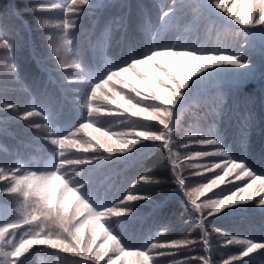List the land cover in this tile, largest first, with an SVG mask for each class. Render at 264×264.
<instances>
[{
	"label": "snow or ice",
	"instance_id": "6c2138e0",
	"mask_svg": "<svg viewBox=\"0 0 264 264\" xmlns=\"http://www.w3.org/2000/svg\"><path fill=\"white\" fill-rule=\"evenodd\" d=\"M231 2L233 6L226 7V0H170L159 8L155 23L145 21L142 15L139 17L138 27L143 32L139 50L125 53L115 63L96 67H90L83 59L69 62L67 37L70 30H79L82 14L103 6L99 0H71L70 3L66 0H32L26 5L28 12L36 16L37 30H58L60 41L53 48L59 61L57 70L61 73L58 86L66 96L71 94L66 102L80 107L83 118L70 130L61 132L54 110L44 103L32 104L15 117L28 125L35 143L46 148L48 155L43 166L25 161L23 157L7 162L0 160V264H26L31 252L41 246H49L57 250V254H70L75 258L72 264H159V258L178 255L181 249H191L197 244L210 252L208 218L226 208L251 203L264 213V173L258 174L251 169L243 155L234 157L219 132L211 128L188 127L185 140L190 143L178 146L176 140L178 113L185 106L201 101L209 89L219 91L228 86L234 96L251 102L250 94L238 96L237 92L242 93L247 82L257 75L250 54L257 44L264 45V0ZM240 3L244 5L242 10L238 8ZM118 6L122 10L133 8L126 0ZM50 10H59L63 18H44L42 14ZM189 11L192 13L190 24L198 26L207 20L231 30L236 37L234 44L229 47L217 41L215 46L208 47L197 40L189 42L181 32V20ZM23 13L17 6L0 12V50L13 61L6 66L13 75L17 68L14 57L18 40L16 26L10 20L15 18L22 26L29 27ZM126 17L130 21L131 11L120 15L122 25ZM172 32L177 33L175 39L165 35ZM69 69L76 71L69 72ZM260 79L264 80V70L260 71ZM116 85H122V89L118 91ZM124 90H128L127 93ZM260 101L264 103V93L260 95ZM112 105L122 110L119 115L112 113ZM19 108L18 103L0 102V112ZM105 114L117 120L129 114L125 120H120L122 124L131 118H143L146 123L114 133L95 127ZM33 117L43 122H34ZM238 123L241 124L239 142L242 144L248 145L258 129L264 131L251 111L242 115ZM153 125H158L159 130H141ZM106 140L120 147H110ZM148 145L162 146L169 154L176 188L186 198L185 207L191 213L186 223L199 230V240L189 239L190 232L179 239L158 242V237L168 231L166 225H162L146 243L127 245L120 229L125 219L134 218L135 202L149 200L151 195L133 194L129 188L122 199L118 197L112 203L98 202L91 191L93 181L82 170L91 171L102 162L126 159L140 151L137 146L145 148ZM192 146L210 150L189 152ZM178 147L183 150H174ZM181 156H184V164L202 169L194 174L207 177L212 173V178L198 187L188 188L178 170ZM191 158L219 159V162L191 165ZM214 170H221L220 174ZM245 178L248 182L242 187L234 190L229 187L234 181ZM138 182L156 184L159 181L145 173L138 176ZM217 189L219 191H214ZM225 189L229 194H224ZM69 190L76 193L77 199L71 206H66ZM53 191L55 195H52ZM206 193H212L216 198H205L200 202ZM82 202L87 205L85 211H81ZM215 231L222 239L221 247L240 246V250L229 254L223 264H240L245 258L254 264L256 256L264 255V239L229 234L221 227ZM194 259L202 264H212L210 256ZM173 264H189V260H177Z\"/></svg>",
	"mask_w": 264,
	"mask_h": 264
},
{
	"label": "trees",
	"instance_id": "16d2710c",
	"mask_svg": "<svg viewBox=\"0 0 264 264\" xmlns=\"http://www.w3.org/2000/svg\"><path fill=\"white\" fill-rule=\"evenodd\" d=\"M38 2H44V0H38ZM51 2H60V0H51ZM70 2L71 0H66V3ZM121 2L123 0H99L103 6L89 9L86 14H82L79 20V30H70L67 37L69 62L71 59H83L90 67L103 66L106 63L121 60L125 53L139 50L143 40V32L138 27L139 17L142 15L145 21L155 23L159 8L170 0H126L127 3L133 5L131 10H122L118 6ZM30 3L32 0H0V12L17 6L24 11V20L29 23V27H26L15 18L10 20V23L16 26V39L18 40L14 57L17 68L14 75L6 70V66L13 61L4 54L3 50H0V102L7 100L20 105L16 111L0 112V160L7 162L23 157L25 161L43 166L48 155L47 149L37 146L32 130L24 121L17 120L15 117L21 110L32 104L44 103L54 110L60 131L63 132L70 130L83 118V110L66 102L71 98V94L66 96L58 86L61 73L57 70L59 61L53 51L55 44L60 41L58 30L55 28L37 30L36 16L28 12L26 7ZM137 5L140 7L137 8ZM129 11H131V19L128 21L126 17V22L122 25L120 15L127 14ZM42 15L44 18L53 20L63 18L59 10H50ZM191 16L192 13L189 11L187 17L181 20V32L189 42L197 40L208 47L215 46L217 41H222L229 47L234 44L236 37L231 30L218 26L216 31L213 27H208L210 22L207 20L198 26H193L189 23ZM165 35L170 39H175L177 33L172 32ZM257 54L260 55L258 69L262 71L264 70L263 52L256 46L250 57L254 58ZM68 71L76 70L69 69ZM258 73L255 79L247 82L242 93L237 92L238 96L250 94L251 102L246 103L234 96L233 90L225 86L220 89L224 96L222 100L217 90L209 89L201 101L185 106L178 113L179 125L176 133L178 146L190 143L185 140L187 135L185 130L188 127L211 128L224 137V143L234 157L243 155L246 164L251 169L258 174L264 173V131L259 129L255 131L248 145L239 142L241 124L238 121L248 111L256 116L259 127L264 128V103L260 101V95L264 93V80L260 79V72ZM116 88L118 91L121 90L120 85H116ZM124 91L127 93L128 90ZM218 104L219 107H217ZM110 108L116 115L122 111L115 105ZM218 112L219 115H217ZM128 116L129 114H125L120 117V120H125ZM31 120L37 123L43 122L37 117ZM120 120L112 119L105 114V118L101 119L95 127L122 133L146 123L143 118H131L125 124H122ZM141 130L157 131L159 126L153 125L151 128ZM137 147L140 151L129 155L126 159L102 162L99 167L91 171L82 170L86 177L93 181L91 191L98 198V202L107 200L115 203L118 197L122 199L123 194H126L129 188L133 190V194L141 192L151 195L149 200L135 202L134 218L125 219L120 229L124 243L132 246L146 243L147 238L159 232V227L162 225H166L168 231L158 237V242L179 239L190 232L192 234L188 237L189 239L199 240V230L193 229L190 223H186L191 213L185 207L186 198L176 188L168 160L169 154L159 145ZM199 149L198 146H192L189 152ZM174 150L182 151L183 149L178 147ZM198 160L202 161L203 158H191L189 163L200 165ZM178 163L180 165L178 170L186 179L188 188L198 187L199 184L206 183L207 179L212 178V173H208L207 177L194 174L202 172V169L184 164V156H181ZM214 171L220 174L221 170ZM145 173L150 174L154 180L159 182L156 184L139 183L138 176ZM247 182L246 178L234 181V184L229 187L234 190L235 187H242ZM214 191H219V189ZM224 194H229L227 189ZM52 195H55L54 191ZM205 198L216 197L212 193H206L200 198V202ZM76 199V193L69 190L65 198L66 206H71ZM85 210H87V205L82 202L81 211ZM218 227L223 228L229 234L238 233L256 240L264 239V213H261L251 203L226 208L220 214L208 218L206 228L210 234V252H205L203 245L197 244L191 249H181L178 255L159 258V264H173V261L182 259H188L189 264H202L201 261L194 259L201 256H210L212 264H223V260L229 254H236L240 250V246L221 247L222 239L215 231ZM74 259L70 254H57V250L49 246H41L31 252L26 264H72ZM129 259L132 258L129 257ZM254 259V264H262L264 255L256 256ZM240 264H250V262L248 258H245Z\"/></svg>",
	"mask_w": 264,
	"mask_h": 264
},
{
	"label": "rangeland",
	"instance_id": "374dc122",
	"mask_svg": "<svg viewBox=\"0 0 264 264\" xmlns=\"http://www.w3.org/2000/svg\"><path fill=\"white\" fill-rule=\"evenodd\" d=\"M225 6L226 7H232L233 5H232V2H231V0H226V4H225ZM243 7H244V5H243V3H240L239 5H238V8L240 9V10H242L243 9ZM208 27H213L214 29H216V31L218 30V26H216V25H213V24H211V23H209L208 24ZM262 52H263V54H262V57L264 58V45H259V44H257L256 45ZM259 54H257V56L256 57H250V59L252 60V61H254V63L256 64V68H257V75L259 74L258 72H260V69H258L259 68V64H258V58L260 57V55L258 56ZM256 75V76H257ZM120 88L122 89V85H120ZM218 94H219V96L221 97V95H222V98H224V96H223V94H222V92L219 90L218 91ZM199 150H210V149H207V148H200ZM198 151V150H197ZM209 162H219V159H217V160H215V161H209L208 159H204L203 158V160L201 161V160H198V164H205V163H209ZM211 199H214V198H211Z\"/></svg>",
	"mask_w": 264,
	"mask_h": 264
},
{
	"label": "clouds",
	"instance_id": "9594fccd",
	"mask_svg": "<svg viewBox=\"0 0 264 264\" xmlns=\"http://www.w3.org/2000/svg\"><path fill=\"white\" fill-rule=\"evenodd\" d=\"M106 142L108 143V146H110V147H113V148H118V147H120V145H118V144H114V143H112L111 141H107V140H106Z\"/></svg>",
	"mask_w": 264,
	"mask_h": 264
}]
</instances>
